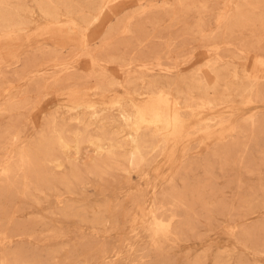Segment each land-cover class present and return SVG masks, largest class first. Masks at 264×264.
Wrapping results in <instances>:
<instances>
[{
  "label": "rangeland",
  "instance_id": "374dc122",
  "mask_svg": "<svg viewBox=\"0 0 264 264\" xmlns=\"http://www.w3.org/2000/svg\"><path fill=\"white\" fill-rule=\"evenodd\" d=\"M0 170V264H264V0H0Z\"/></svg>",
  "mask_w": 264,
  "mask_h": 264
},
{
  "label": "bare ground",
  "instance_id": "6f19581e",
  "mask_svg": "<svg viewBox=\"0 0 264 264\" xmlns=\"http://www.w3.org/2000/svg\"><path fill=\"white\" fill-rule=\"evenodd\" d=\"M6 10V9H5ZM245 12V11H244ZM234 14V13H233ZM232 15V14H231ZM61 16V15H60ZM240 17V16H239ZM88 19V18H87ZM231 19V18H230ZM87 23V22H86ZM214 79V78H213ZM85 108V107H84ZM108 113H109V111H107ZM88 113V112H87ZM140 121V117H136V120H135V123L137 122H139ZM129 124V123H128ZM135 129H138V125L137 126H135ZM17 132V131H16ZM6 134V133H5ZM15 135V134H14ZM13 138V137H12ZM137 136H134L133 138H132V141H136L137 140ZM126 139V138H125ZM129 140V139H128ZM11 142H13V141H11ZM60 143L61 144H64V142L63 141H60ZM129 144H130V142H128ZM120 144V143H119ZM11 146H12V144H11ZM97 146V145H96ZM115 146V145H114ZM9 147V146H8ZM132 147V146H131ZM12 148V147H11ZM133 149V148H132ZM100 152V151H99ZM8 153V152H7ZM6 153V154H7ZM6 156V155H5ZM93 161H94V159H93ZM0 171H2V170H0ZM109 185V184H108ZM110 186V185H109Z\"/></svg>",
  "mask_w": 264,
  "mask_h": 264
}]
</instances>
